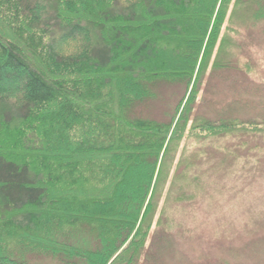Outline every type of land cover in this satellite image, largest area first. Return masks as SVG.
Wrapping results in <instances>:
<instances>
[{"label":"trees","instance_id":"1","mask_svg":"<svg viewBox=\"0 0 264 264\" xmlns=\"http://www.w3.org/2000/svg\"><path fill=\"white\" fill-rule=\"evenodd\" d=\"M48 1L0 0V264H137L190 96L155 104L195 83L232 0Z\"/></svg>","mask_w":264,"mask_h":264},{"label":"rangeland","instance_id":"2","mask_svg":"<svg viewBox=\"0 0 264 264\" xmlns=\"http://www.w3.org/2000/svg\"><path fill=\"white\" fill-rule=\"evenodd\" d=\"M234 2L195 83L155 104L152 118L172 117L190 96L184 133L160 164L137 264H264V9L232 12ZM229 40L234 57L222 66Z\"/></svg>","mask_w":264,"mask_h":264}]
</instances>
